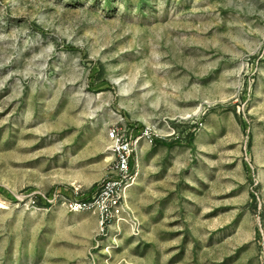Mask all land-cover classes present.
Wrapping results in <instances>:
<instances>
[{"label":"rangeland","instance_id":"rangeland-1","mask_svg":"<svg viewBox=\"0 0 264 264\" xmlns=\"http://www.w3.org/2000/svg\"><path fill=\"white\" fill-rule=\"evenodd\" d=\"M0 264H264V0H0Z\"/></svg>","mask_w":264,"mask_h":264},{"label":"built area","instance_id":"built-area-1","mask_svg":"<svg viewBox=\"0 0 264 264\" xmlns=\"http://www.w3.org/2000/svg\"><path fill=\"white\" fill-rule=\"evenodd\" d=\"M106 138L107 148L113 156L110 175L85 197L68 201L69 208L73 210L97 211L101 221L118 215L122 209L124 190L133 180L134 151L137 146V138L131 132H122L117 127L108 128Z\"/></svg>","mask_w":264,"mask_h":264}]
</instances>
